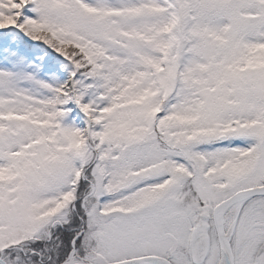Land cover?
Here are the masks:
<instances>
[{"label": "snow or ice", "instance_id": "6c2138e0", "mask_svg": "<svg viewBox=\"0 0 264 264\" xmlns=\"http://www.w3.org/2000/svg\"><path fill=\"white\" fill-rule=\"evenodd\" d=\"M0 264H264V0H0Z\"/></svg>", "mask_w": 264, "mask_h": 264}]
</instances>
